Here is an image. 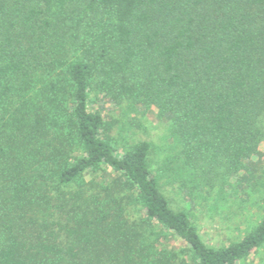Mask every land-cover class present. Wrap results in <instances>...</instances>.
Here are the masks:
<instances>
[{
  "label": "trees",
  "instance_id": "16d2710c",
  "mask_svg": "<svg viewBox=\"0 0 264 264\" xmlns=\"http://www.w3.org/2000/svg\"><path fill=\"white\" fill-rule=\"evenodd\" d=\"M91 91L156 108L163 167L149 141L118 147ZM263 134L264 0H0V264H241L264 246V211L210 245L160 179L228 200Z\"/></svg>",
  "mask_w": 264,
  "mask_h": 264
},
{
  "label": "rangeland",
  "instance_id": "374dc122",
  "mask_svg": "<svg viewBox=\"0 0 264 264\" xmlns=\"http://www.w3.org/2000/svg\"><path fill=\"white\" fill-rule=\"evenodd\" d=\"M91 109L100 111L103 115L113 118L116 123L112 135L120 149L135 140H145L152 144L151 164L153 167H163V161L172 153V142L168 134L166 119L157 118L156 108L142 105L135 110L126 103H112L104 99L98 92L90 93ZM251 178L250 186L244 192L240 189L238 194L225 201H215L213 197L201 200L199 197L190 201L183 196L179 182L167 178L166 174L160 179L162 191L167 196L173 208H185L190 211L193 223L202 239L210 245H220L241 236L246 229L256 223L264 211V188L257 187L254 181L264 179V134L258 142L257 152L249 159ZM112 174L109 169L101 170L85 180L93 179V184L102 183ZM127 211L132 217H138L139 208L129 204ZM165 244L174 247L182 246L180 239L170 233L165 234ZM241 264H264V246L253 255H250Z\"/></svg>",
  "mask_w": 264,
  "mask_h": 264
}]
</instances>
